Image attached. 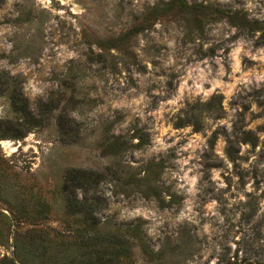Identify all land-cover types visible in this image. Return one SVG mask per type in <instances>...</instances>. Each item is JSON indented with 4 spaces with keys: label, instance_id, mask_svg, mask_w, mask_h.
<instances>
[{
    "label": "rangeland",
    "instance_id": "374dc122",
    "mask_svg": "<svg viewBox=\"0 0 264 264\" xmlns=\"http://www.w3.org/2000/svg\"><path fill=\"white\" fill-rule=\"evenodd\" d=\"M0 120V264H264V0H0Z\"/></svg>",
    "mask_w": 264,
    "mask_h": 264
},
{
    "label": "trees",
    "instance_id": "16d2710c",
    "mask_svg": "<svg viewBox=\"0 0 264 264\" xmlns=\"http://www.w3.org/2000/svg\"><path fill=\"white\" fill-rule=\"evenodd\" d=\"M14 97V96H13ZM18 100L12 98V106L14 107L15 111L20 115V119H22L21 126L26 127V130L29 127L37 126L40 125V120H37L34 115H32L31 111L28 108V104L26 102H17ZM40 115V114H39ZM2 121L0 120V124ZM10 123V122H7ZM3 136L0 135V138ZM92 174L93 173H83L80 171H70L68 175L66 176V181L64 184V190H66V193L69 194L70 196L67 199L68 205L70 207L75 208L76 210H83V203L78 201L75 195V190L76 189H83V188H88L92 187L94 183L96 184V180L92 179ZM92 179V180H91ZM86 212V215H89L90 217H87V219H94L92 217V211L86 209L84 210Z\"/></svg>",
    "mask_w": 264,
    "mask_h": 264
},
{
    "label": "bare ground",
    "instance_id": "6f19581e",
    "mask_svg": "<svg viewBox=\"0 0 264 264\" xmlns=\"http://www.w3.org/2000/svg\"><path fill=\"white\" fill-rule=\"evenodd\" d=\"M3 143H5V142H3Z\"/></svg>",
    "mask_w": 264,
    "mask_h": 264
}]
</instances>
